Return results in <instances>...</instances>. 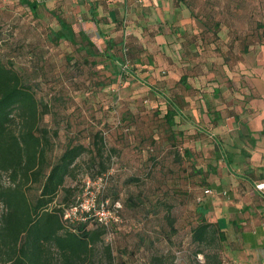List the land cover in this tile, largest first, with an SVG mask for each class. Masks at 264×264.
Instances as JSON below:
<instances>
[{
    "label": "rangeland",
    "instance_id": "obj_1",
    "mask_svg": "<svg viewBox=\"0 0 264 264\" xmlns=\"http://www.w3.org/2000/svg\"><path fill=\"white\" fill-rule=\"evenodd\" d=\"M44 2H34L33 10L25 0H0V60L10 61L35 97L47 104L38 122L48 131L47 160L53 161L66 144H89L94 132L100 133L112 147L106 169L88 174L83 163L88 153L83 152L76 159L75 177L64 180L73 187L72 201H82L89 189L109 202L116 201L117 193L119 221L96 244L97 254L107 242L108 264H174V251L192 249L188 229L205 197L203 187L218 170L210 137L190 124L194 116L184 97L152 81L155 51L137 37H117L108 53L121 58L112 61L101 52L99 36L89 38L76 26L69 35L55 19L61 10H48ZM193 10L214 31L226 21L246 32L264 27V0H201ZM164 73L157 74L162 78ZM165 99L180 109L171 122L164 116L170 105ZM130 176L137 179L129 181ZM2 178L6 183L4 174ZM35 193L33 185L28 195ZM126 195L140 196L143 202L122 204ZM60 196L61 191L56 199Z\"/></svg>",
    "mask_w": 264,
    "mask_h": 264
},
{
    "label": "crops",
    "instance_id": "obj_2",
    "mask_svg": "<svg viewBox=\"0 0 264 264\" xmlns=\"http://www.w3.org/2000/svg\"><path fill=\"white\" fill-rule=\"evenodd\" d=\"M44 5L61 10L71 29L97 34L103 42L134 36L155 51V67L165 72L158 83L187 100L194 116L189 122L210 137L218 165L207 182L213 192L202 193L200 205L205 219L222 232L213 264H264V193L252 186L264 180V34L247 35L228 21L214 31L201 24L194 7L189 11L170 0H46ZM173 261L212 264L211 250L177 249Z\"/></svg>",
    "mask_w": 264,
    "mask_h": 264
},
{
    "label": "trees",
    "instance_id": "obj_3",
    "mask_svg": "<svg viewBox=\"0 0 264 264\" xmlns=\"http://www.w3.org/2000/svg\"><path fill=\"white\" fill-rule=\"evenodd\" d=\"M170 1L173 5L183 4L189 11L198 4L193 0ZM25 4L34 10V2L25 0ZM56 20L61 30L72 35L71 27L63 19L56 17ZM61 30H57L58 36L65 37ZM255 33L264 34V27L258 31L250 30L247 35ZM82 37L83 41L88 39L83 34ZM116 43L106 39L101 51L115 62L120 56L108 52ZM154 62L152 67L156 74L152 72L155 76L152 81L158 83L156 80L161 77L157 73L161 70ZM167 102L170 105L164 116L171 122L177 112L171 102ZM46 111V102L35 97L31 86L11 62L0 60V204L3 206L0 212V264H108L111 260L108 243L103 242L100 252L97 254L96 251V244L103 241L105 228L96 223L92 215L71 221L62 214L73 202V187L65 185L64 180L68 176L75 177L76 159L87 152L88 156L83 160L86 172L92 176L93 173L101 174L107 167L112 147H107L100 133L94 132L89 144L79 141L66 144L49 162L46 157L48 131L38 124L41 114ZM3 174L6 183L2 180ZM133 179L137 177H128L129 181ZM33 185H36V193L29 196L28 190ZM59 191L61 196L57 200ZM97 197L108 199L98 193ZM113 197L116 201H110L109 205L117 202V193L114 192ZM121 202L137 205L143 199L126 195ZM204 211L200 205L196 206V219L188 229V243L192 249L186 248L194 252L207 247L211 250L213 264L218 250L217 239L222 232L205 219Z\"/></svg>",
    "mask_w": 264,
    "mask_h": 264
},
{
    "label": "built area",
    "instance_id": "obj_4",
    "mask_svg": "<svg viewBox=\"0 0 264 264\" xmlns=\"http://www.w3.org/2000/svg\"><path fill=\"white\" fill-rule=\"evenodd\" d=\"M33 2L40 3L44 0H32ZM136 2H141L142 0H135ZM89 38L95 39L97 34L87 35ZM125 65V64H123ZM96 178H101V175H97ZM94 180V178H93ZM89 181H87L88 184ZM102 184V183H101ZM253 188L259 192L264 193V180H255L252 181ZM203 193H212L213 189L211 187L205 186L202 189ZM85 197L82 201H73L71 202L63 211L62 216L69 220L74 219H84L86 215H92L96 223L101 224L106 232L104 238L109 237L111 234V224L119 221V216L117 213V207L119 203L114 202L109 205L107 198L97 197V192L89 189L88 192H85ZM264 225V219L262 221Z\"/></svg>",
    "mask_w": 264,
    "mask_h": 264
},
{
    "label": "clouds",
    "instance_id": "obj_5",
    "mask_svg": "<svg viewBox=\"0 0 264 264\" xmlns=\"http://www.w3.org/2000/svg\"><path fill=\"white\" fill-rule=\"evenodd\" d=\"M202 259V258H201Z\"/></svg>",
    "mask_w": 264,
    "mask_h": 264
}]
</instances>
